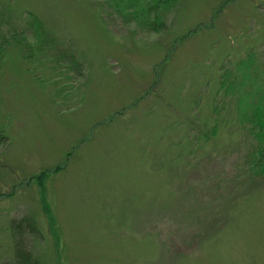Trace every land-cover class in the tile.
Returning <instances> with one entry per match:
<instances>
[{"label":"rangeland","instance_id":"rangeland-1","mask_svg":"<svg viewBox=\"0 0 264 264\" xmlns=\"http://www.w3.org/2000/svg\"><path fill=\"white\" fill-rule=\"evenodd\" d=\"M154 2L0 0V36L28 40L0 50V264L19 218L36 264H264L259 140L210 89L250 52L264 99V0H173L156 29L132 10Z\"/></svg>","mask_w":264,"mask_h":264},{"label":"trees","instance_id":"trees-1","mask_svg":"<svg viewBox=\"0 0 264 264\" xmlns=\"http://www.w3.org/2000/svg\"><path fill=\"white\" fill-rule=\"evenodd\" d=\"M173 0H155L154 3H148L142 6V4H135V8H133V11H136V15L139 17H143L142 19L145 21L146 15H142V13L137 10H145L144 12H148L149 9L154 10V14H152L151 19L148 18L144 23L147 24L150 28L156 29L160 28L162 26V17L158 14V8L159 7H166L168 6L167 3L172 2ZM159 2V3H158ZM120 10L122 8L121 5L117 6ZM128 7V6H127ZM117 9V8H115ZM131 15V14H130ZM134 15V14H133ZM0 25H1V19H0ZM15 32H7L4 33L2 36H0V50H3L4 46L13 40H24V42L28 41L27 39H24V36H21V38L17 35H15ZM37 46V45H36ZM35 46V47H36ZM25 48V46H24ZM30 48V47H28ZM250 52H246L243 57H240L235 62V68L237 69V72L232 68V65H228L226 69L223 70V73L220 74V76L217 78H214L215 80L212 81L210 89L213 91V93H218L220 90L222 91V94L225 96V98H228L232 100L231 103L234 105L236 111H238V115L240 117H237L239 120L245 119L248 121H251V130L254 134H256L259 142L256 140L257 144L255 145V153L252 154V157L250 159L251 166L249 165V168L251 170L256 169L257 174H262L264 171V99L263 94L261 93V86L259 84L253 83L251 86L252 94L247 87L244 86L247 80V67L249 65L250 61ZM21 55L26 56L28 58L31 53H28L26 50L21 51ZM206 84H210V80L206 79ZM200 88H202V84L199 83L196 88L193 95L198 96V99H200ZM235 99V100H234ZM235 101V102H234ZM218 103L214 102L212 103V107L210 108L211 113L209 116L208 121H202L197 122L199 119L198 112H196V124L195 127L191 128L190 135H188V138L191 139L193 146H200L203 140H210L211 137L216 134V127L218 124L219 116H217L218 113ZM195 111H198L197 107ZM119 113V112H118ZM230 115L229 112H227L226 118ZM244 117V118H243ZM205 119V118H204ZM203 124V126L201 125ZM192 136V137H191ZM186 140V138H184ZM177 143H180L177 142ZM45 171L40 170L38 174L35 175L37 182L41 183V179L44 176ZM24 219V217H23ZM25 225L27 226L28 232H33L36 227L31 219H24ZM21 218L18 220H15L12 224V229L14 230V237H13V254H14V262L13 264H36V260L31 256L28 249H25V246H21L20 241V234L24 231L22 227L20 226Z\"/></svg>","mask_w":264,"mask_h":264}]
</instances>
